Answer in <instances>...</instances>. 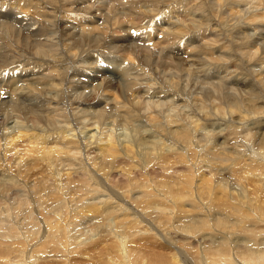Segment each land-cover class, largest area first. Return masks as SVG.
Returning a JSON list of instances; mask_svg holds the SVG:
<instances>
[{
    "label": "bare ground",
    "instance_id": "1",
    "mask_svg": "<svg viewBox=\"0 0 264 264\" xmlns=\"http://www.w3.org/2000/svg\"><path fill=\"white\" fill-rule=\"evenodd\" d=\"M98 13L101 15L96 20ZM160 14L162 17L157 19ZM196 14L199 18L195 17ZM162 18L165 19L164 23L161 21ZM63 19L67 22L64 23ZM145 24L147 26L143 27ZM245 24L255 28L256 36L263 39L258 50L264 53V0H215V3L214 0H95L94 2L92 0H0V91H2L0 92V215L6 212L9 214L10 208L13 207L14 211H20L22 206L26 205L28 208L25 206L26 209L23 211L27 214L25 218L28 216L34 223H38L39 228L42 227L40 224L43 220L44 230L41 236L46 237L43 241H39L38 245L36 244V248L33 247L27 252L29 248L27 245L35 242L33 240L38 238L36 237L38 231L28 229L32 232L30 236L29 232L23 235L24 233L20 231L25 238L17 239L18 243L9 245L12 242L9 239L12 240L13 236L10 237L3 233L0 228V264H38V262L40 264H81L74 262L75 256L83 255L81 250L88 254L84 258V262L88 260V264H172V262L181 264L179 254L160 252L156 248H150V244L144 242V239L150 242L162 240L149 233L152 232V225L156 232H160L156 226H162L166 231L162 230L160 234L167 238L170 235L182 234V240L186 242H180V245L194 246L188 242V238L200 243V246L194 247L199 248L200 251L202 248L205 252L204 259L201 251V264H236L238 260L239 264H264V237L259 246L254 247V250L253 245H250V249L249 246H240L232 242L229 243L231 250L228 246L222 248L216 242L210 243L214 246L202 244L204 238H200L198 232L204 230L208 224L218 222L222 216L215 218L212 215L209 218L202 214L204 216L200 220V217L195 216L200 213L191 214L190 225L168 224L170 229L165 228V225L173 220L175 208L180 211L178 212L179 218L185 219L189 216L187 213L190 210H184V200H188V194H192L194 199L197 197L198 203L201 202V205L209 208L212 206V198H214L212 191L214 190L218 194L216 196L218 200H220V194L231 195L228 200L227 196L222 198V200H227L228 206H222L224 210L219 211L234 216L232 218L237 217L239 225L256 226L257 235L264 232V132L258 134L261 139L259 143L254 140L249 141L248 134H245L246 139L244 140L237 130L238 127L240 128L237 124L247 119L244 114L232 116V113L228 111L218 113L216 110H207L205 107L206 98L210 94L243 99L249 93L243 90L240 91L242 96L238 97L237 94L233 96L230 90L235 91V86L245 84L243 79L231 77L224 79L222 75H214L212 72L215 69L233 70L232 72L241 69L243 71L244 64L249 63L251 58H244L237 51L233 54L237 58L229 59L227 55L206 57L203 52L200 58L187 54V57L186 55L177 57L178 54L186 53L179 50L184 45L192 50L199 47L197 44L199 39L194 33H199L198 30L202 28L210 34H215L214 37L221 38L220 41L233 44L237 43L233 39V30L244 27ZM140 26L141 30L137 34L138 30L134 29ZM172 26L174 28H171ZM158 28L162 29V34L159 32L156 36ZM216 28L221 29L219 34L214 32ZM117 32L122 33V37L120 35L119 38L115 37ZM128 34H133L134 37L143 41H153L156 55L149 51L147 45L140 47L126 42L124 38ZM129 40L131 41V38ZM210 44L206 43L202 47L206 49L211 46ZM94 50L106 52L109 50L111 53H108L107 57L110 60L104 57L107 62L98 63L92 53ZM161 51H165L163 56L159 54ZM58 52H60L59 55ZM256 53L257 51L254 52ZM118 54L122 57L121 62L117 64L118 75L110 73L108 78H105V73H102L100 75H104V80L101 83L99 80L96 81L95 74L116 65L112 62ZM125 63L129 65L126 67ZM48 69L51 73H48ZM70 69L72 71H69ZM82 73H87L85 76L89 78L91 85L81 81ZM216 77L221 80L211 79ZM139 79L150 83L144 85ZM206 79L212 80L209 81L210 86H204L207 84ZM189 80L194 88H196L195 85L201 86L200 89L206 88L205 91L203 90L204 103L197 107L203 114H200L197 108H193V111L191 109L193 113L196 112L197 115L199 113L194 120L195 124L193 123L195 127L192 126L195 130L189 129L191 124L185 123L184 118L180 119L181 114H179L184 113L182 108L185 105H180V102H185L187 99L185 89L189 85ZM256 80L260 81L257 84L261 85L262 91L264 79ZM94 81H96L95 84H93ZM199 81L201 84H198ZM80 87H89L94 95L80 90ZM71 91L73 100L85 101L86 98L95 99L98 96L106 104L98 110L70 105ZM149 91L155 94L148 95ZM99 92L102 93L99 94ZM162 98L164 99L161 100ZM49 100L51 103L57 101L62 104L59 110L64 112L65 118L59 119V115L49 116L47 112L54 110L57 105V103L48 104ZM108 108L110 112L107 114ZM167 109L168 111H165ZM147 111L149 114L144 117ZM159 111H161L160 114H158ZM205 112H209L211 118H206ZM164 114L165 121L162 118ZM258 114L264 118L263 112L259 111ZM188 115L189 113L185 115V119L189 118ZM74 116L83 119L80 120V124ZM110 118H113L117 126L118 124L129 126L135 132V138L124 141L123 145L120 143L121 152L111 154L112 158L106 161L104 160L106 156L102 154H94L98 158L90 156L91 149L94 147L90 138L98 133V128L101 130L108 128L107 120ZM144 118L146 119L143 120ZM84 120H87V123L82 126L81 122ZM8 122L15 123L13 126H8ZM200 123H210L220 129L233 130L231 143L234 151L229 152L227 145L215 146L212 137L214 132L210 134L202 130L204 134H200L201 127H198ZM173 125L179 126L180 129H167ZM90 127L93 128L88 129ZM95 128L96 131L91 134L90 138H86L85 130L88 129L90 132ZM67 131L68 134L77 136V144H75L77 152L72 155L64 149L66 137L64 132ZM253 132L255 134V131ZM105 134L109 136L107 141L114 138L112 129H107ZM29 135H33L34 138L32 142L26 144L25 137ZM147 136L158 137V139H149ZM253 136L251 135L250 138ZM82 138H85L86 141L83 139L85 143ZM117 142L119 143V140ZM70 143L67 142V144ZM20 144L27 146L26 149L32 146L33 151L28 154L30 158H13L10 154L9 151L14 150ZM191 144L196 146L199 152H196L194 146H186ZM180 146H186V148L178 150L180 154H174L176 158L170 156ZM207 150L218 154H232L234 157L228 162L232 168L228 172L235 178L246 177L248 183L238 179L241 181L239 191L232 190V186L230 191L228 186L230 183L222 182L224 178L218 176L216 172L212 174L208 172V176L202 174L206 172L204 162H208L200 158L199 153ZM260 151L263 152L262 155L260 154L262 157L258 155ZM64 155L74 160L75 163L64 164L61 158ZM75 155L81 157L83 155L85 160ZM34 160L42 163L43 171L41 177L31 179L35 173H33L34 167L30 164ZM87 163L90 164L87 165ZM92 167L96 171L92 170ZM148 174L156 180L154 186L158 190L154 194L164 196L172 204L166 212L154 214V210H150L152 212L149 211L139 218L132 212H126L124 208V212L128 214L126 220L132 222L134 228H126L128 224L126 222L120 230L118 226L108 222L104 216H100V220L94 224V230L96 231V226L102 220H106L102 229L99 227V230L97 227L99 231H94V234L92 233L85 239H80L79 235L74 238L71 231L76 225H70V223L75 222L78 217L76 214V216L73 214L72 217H68L66 210L78 211L81 205L88 204L86 197L93 195L99 187L104 196H109L103 201L114 200L110 202L123 203L126 201V196H130L126 192L134 191L125 188L126 184L132 183L138 186L141 176H148ZM28 180L37 182L29 185ZM59 181H61L57 184L59 189L54 191L56 193L54 195V185ZM192 184H198V188L202 186V192L192 193ZM96 185L99 187L95 188ZM119 191L124 194L121 192L118 194ZM52 200L57 202L52 204L50 202ZM49 202L51 206L47 208L46 205ZM90 204L94 206L96 200H90ZM36 207L37 209L42 208L38 216L34 217L32 211ZM131 207L145 212V210L148 211L149 206L135 203V206L133 204ZM82 213L83 218L85 217L82 222L88 221L85 220L86 214ZM145 218L147 221L148 219L153 221V224H149L150 227L145 226L149 223ZM220 224L223 227L216 228L214 233H223L227 236L229 230L237 225V223L224 220H220ZM89 226L92 227V224ZM65 233H68V237ZM15 234H13L14 237H16ZM95 236L97 237L94 238ZM172 241L173 239L170 241L168 238L166 242L170 248ZM87 247L88 250H86ZM181 247L178 246L180 250ZM43 254H45L43 260L39 261L38 257ZM58 254L60 257H57ZM150 256H154V260ZM158 256L160 258L168 256L172 260L164 262V260H158Z\"/></svg>",
    "mask_w": 264,
    "mask_h": 264
},
{
    "label": "rangeland",
    "instance_id": "2",
    "mask_svg": "<svg viewBox=\"0 0 264 264\" xmlns=\"http://www.w3.org/2000/svg\"><path fill=\"white\" fill-rule=\"evenodd\" d=\"M94 1L95 0H92V2H94ZM214 3H215V0H214ZM153 12H156V11H153ZM100 15H101L100 13L97 14L96 20L99 18ZM154 15H156V14H154ZM149 16L151 17V14H149ZM161 17H162V15L160 14L159 18H161ZM195 17L199 18L198 14H196ZM185 19H187V18H185ZM161 21H162V23H164L165 19L162 18ZM187 21H189V19ZM63 22L66 23L67 21L63 19ZM38 24L39 23H37V25ZM97 24H101V23L97 22ZM145 26H147V25L146 24L143 25V27H145ZM171 28H174V26H172ZM134 30H138L137 34H139V32L141 30V26L134 29ZM198 31H200V32L199 33L195 32L194 34L199 39V41H197V44L199 45V47L196 50H192V48H189V47L184 45L179 50L184 51L186 53L180 54V55L178 54L177 57H179V56L183 57L184 55L187 54L190 56L192 55V56H196L197 58H200V54L203 52L204 55H206V57L207 56L218 57V56H222V55H227V57H228L227 59H229V58H237L233 55V54H236L235 52L237 51V52H239V54L244 56V58H251V61L249 63L244 64L245 67H244L243 71H241V69H238L235 72H232L233 70L224 71V69H215L212 72V73H214V75L215 74L219 75V76L222 75V77L224 79L228 78V77L242 78L243 79V82H245V84H242V86L239 84L237 85L240 89L237 88V86H235V85H234L236 88L235 91L228 89V90L232 91L231 94H233V96L235 94H237L238 97L242 96L240 91H243V90H245L249 93H247V95L245 97H243V99H235L232 96H228V97L222 96V95L214 96V95L210 94L206 98L205 107L207 110H216L218 113H220L222 111H226V112L228 111V112L232 113V116H237L238 114H244L245 118H247V119H245L242 122L237 124V126H240V128L238 127V129H237L239 131V134L241 135V137L244 140L246 139L245 134H248L249 135V138H248L249 141L254 140V141H256V143H259L261 139L258 137V134L259 133L262 134L264 132V118H262L258 114L259 111L264 113V101H263L264 100V95H263L264 94V87L262 88V91H261V85L257 84L260 81H257L256 79H259V80L264 79V53H262L260 49L258 50L260 44L263 42V39L256 36V34H257L256 29L251 27L249 24H245L244 27H238V28L233 30V35H234L233 39L237 41V43H233V44H230V43L226 44V41H220L221 38L214 37L215 34H210L209 31H205L203 28L198 30ZM220 31H221L220 28L214 29V32L216 34H219ZM159 32H160V34H162L161 33L162 29L158 28V32H156V36L159 35ZM119 35L121 36L122 33L117 32L115 37L119 38L120 37ZM130 38H131V41L129 40ZM124 39H126V42H131V44L134 43L135 46L139 45L140 47H143V46L147 45L149 48V51H151L154 54L157 53V52H155V48H153V46H154L153 41L140 40L139 38L134 37L133 34L132 35H130V34L126 35ZM206 43H211L210 44L211 46L204 49V47H202V46ZM226 46H228V47L223 49V47H226ZM152 49L154 50V52ZM256 51H257V53L254 54V52H256ZM105 52L106 51H95L94 50L92 53L97 58V62L103 64V63L107 62V59H104V57L108 58L107 54L111 53L109 50L106 53ZM59 53L60 52H58V55H59ZM164 53H165V51H161V53H159V54H161L163 56ZM114 54H116V52ZM187 55H186V57H187ZM101 57H103V58H101ZM108 60H110V59L108 58ZM121 60H122V57L119 56V54H118L116 59H114V62L111 61L113 64L116 63V65L114 67L107 68L105 71H102V72L100 71L99 74H95L94 76L97 77L96 81L99 80V82L101 83L104 80L103 79L104 75H100L102 73H105V76H106L105 78H108L110 73L118 75L117 64L120 63ZM127 62H129V61H127ZM191 62H193V61H191ZM131 64L133 66V63H131ZM124 65H126V67H127L129 64L125 63ZM246 69H248L249 71H247ZM69 71H72V69H70ZM16 72H17V70H16ZM44 72L47 73L46 70H44ZM230 72H231V74H230ZM48 73H51V72H49V69H48ZM82 74L83 75H81V81H83L87 85H91L92 84L91 81L88 80L89 78L87 76H85L87 73H82ZM211 79L217 80L220 78L216 77L214 79L213 78H211ZM211 79H206L205 81L207 84L204 86H210L209 81L211 82L212 81ZM96 81H94L93 84H95ZM116 81L117 80H115V82ZM139 81L142 82L144 85H147L148 83H150L149 81H146L144 79H139ZM185 82H187V81H185ZM203 83H205V82H203ZM203 83H202V85H203ZM188 84L189 85H187V87L185 89L187 99L185 102L181 101L180 105L181 104L185 105V106H183L184 108H182V110L184 111L183 114L189 113V115H188L189 118L186 117L187 119H185V115H187V114H185V115H183L182 113H179V114H181L180 119L184 118L183 120L185 121V123L191 124L189 129L195 130L193 128V127H195L194 120L199 116V113L200 114L202 113V112H200V110L197 107L201 106L202 103H204V100H205L204 91L206 88L200 89L199 87H201V86H199V85L198 86L195 85L196 88H194V85L191 86L190 80L188 81ZM198 84H201V82ZM183 85H185V84H183ZM237 89H238V91H236ZM80 90H82L88 94L94 95L93 91H90L89 87H87V88L80 87ZM0 92H2V91H0ZM161 92H166V91H161ZM169 92H167V93H169ZM101 93L102 92H99V94H101ZM150 93L155 94V92L149 91L148 95H151ZM137 94H138V92H137ZM161 94H163V93H161ZM138 95H141V94H138ZM110 96H111V98H113L112 95H110ZM260 96H261V98L258 99V97H260ZM69 97H70V105L73 104V105H78V106H84V107H87L91 110H98L99 108L105 106V104H106L98 96H96L95 99L86 98L85 101L73 100L72 91H71ZM161 97H162V95H161ZM146 98L148 99V97H146ZM154 99H158V97H154ZM163 99L164 98H162L161 100H163ZM149 100H151V99L149 98ZM152 100H153V98H152ZM56 103H57L56 108L54 110L48 111L47 113L49 114V116L59 115L60 116L59 119L65 118L66 115L64 114V112L59 110V108L62 106V104L58 103L57 101H55L54 103H51L50 100L48 101V104H56ZM193 108H197L199 110L198 115L195 114L196 112H194V113L192 112ZM191 109H192V111H191ZM165 111H168V109ZM183 111H181V112H183ZM108 112H110V108H108L107 114H108ZM160 113H161V111L158 112V114H160ZM164 113H166V112H164ZM170 113H172V111H170ZM148 114H149L148 111L145 112L144 117L148 116ZM194 116H195V118H194ZM204 116L206 118H211L209 116V112H205ZM74 117L77 120H79V124H80V120H83L80 117H77V116H74ZM162 118L166 119L165 114H164V116H162ZM112 119L113 118H110L107 120L108 121L107 122L108 128H105V129L102 128V130H101V128H98L97 132L99 133V135H98V133H96L93 138H90V136L94 131H96V128L94 130H90V132H88L89 131L88 129H92L93 127H90V128L85 130V133H84L85 137L90 138V142L92 143V146H94L91 149L92 152H91L90 156L98 158V156H94V154H102V156H106V158H104V160L108 161L112 158L111 154H118L121 152V150H122L121 146L124 144L123 143L124 141L129 140V139L131 140L132 138H135V132L129 126H126V125L123 126V125H119V124L117 126V124H115ZM145 119L146 118H144L143 120H145ZM165 119H164V121H165ZM168 119H170V118H168ZM226 119H228V117H226ZM170 120H168V121H170ZM191 120H193V121H191ZM86 121L87 120L82 121L81 125L85 126V124L87 123ZM189 121H191L192 123ZM198 121H202V120H198ZM15 122H13V123L8 122L7 125L13 126ZM89 122H91V120ZM159 122L161 123V121H159ZM94 126L96 127V125H94ZM166 126H168V124H166ZM198 127H201V129H200L201 133L200 134H204L202 130L208 131V133H210V134H211V132H214L212 137L214 139V145L215 146L227 145V149L229 152L234 151L233 144L231 143L232 142V136L234 134L233 130L220 129L216 126L211 125L210 123H200V125ZM242 127H246V128H242ZM107 129L113 130L114 138H112L110 141H107L109 139V136H108V134H105ZM167 129L168 130H170V129L174 130V129H180V127L179 126L176 127V125H173V126H171V128L168 127ZM100 131H102L103 133H101ZM253 131H255V134ZM69 132H71V131H69ZM191 132H193V131H191ZM168 133H170V131ZM64 135L66 136L64 149L69 151V153H68L69 155H72L74 152H77V149L75 147L76 146L75 144H77L76 143L77 142V136H74V134H68V131L64 132ZM251 135H254L252 137L253 139L250 138ZM206 136H208V135H206ZM148 137L149 136H147V138ZM169 137L172 138L171 135ZM32 138H34L33 135L32 136L29 135V136L25 137L26 144L32 142ZM97 138H100V140H97ZM83 139L85 140V138H82V141L85 143L86 140L84 141ZM149 139H158V137H156V138L155 137L154 138L149 137ZM117 140H119V143L117 142ZM67 142H71V143L67 144ZM120 143H122V145H119ZM210 143H211V141L209 142V144ZM186 146H194V145L191 144V145H186ZM186 146H180L179 148H177L176 151L172 152V154H170V156H174V154H180V152H178V150H182V148H186ZM26 147L27 146H22V144H20V146H16L14 148V150H10L9 152H10V154H12L13 158H20V157L30 158L29 157L30 155H28V154H30L33 151V148H32V146H30L26 149ZM194 148H196V152H199L198 148L196 146H194ZM251 149H252V151L254 150L253 147ZM256 150H257V148H256ZM22 152H24V154H22ZM76 154H79V153H76ZM199 154H200V158L205 159L206 162H208V163L204 162V164H206V166H204V170H206V172H202V174H206V176H208V172H210V174H212V172H216V174H218V176H222V178H224L223 180H221L222 182L225 181L228 184L229 183L231 184V185L230 184L228 185L230 191H231V188H232V190L235 189V190L239 191V189H240L239 182H241V181L238 179H241L242 182L248 183V180H246V177L235 178L234 175H232V174H230V172H228V170H230V168H232V166H230V164H228V162L231 161L230 158L234 157L232 154H218L215 152H211V150H207V151L199 153ZM260 154L262 155L263 152L260 151V153H258V155L261 156ZM75 156H77L78 158H82V159H84V157H85L83 155H82V157L80 155H75ZM61 158L63 159L64 164H74L75 163L74 160L70 159L66 155L62 156ZM174 158H176V156H174ZM89 164L87 163V165H89ZM30 166L34 167L33 173H35L34 177H31V179L41 177V175H42L41 172L43 171L42 163L40 164L39 161L34 160V162H32V164H30ZM66 168H68V167H66ZM92 170H94L93 167H92ZM94 171H96V170H94ZM226 172H228V174H226ZM97 173H99V172H97ZM99 174H98V177H99ZM224 174H226V176H224ZM197 181H199V179ZM33 182H37V181L36 180H32V181L28 180L27 181V183L29 185L32 184ZM60 182L61 181L57 182L56 185H54L53 192L55 190L59 189L57 184L58 183L60 184ZM154 182H156V180H154V178H152V176H150V174H148V176H144V175L141 176V180L139 181L138 186H137V184H132V183L126 184L125 188H130V190H134V191L133 192H126L127 194H130V196H126V199H125L126 201L123 203H120V204L115 203V202H110V201H114V200L103 201V199L109 198V196H104V193L101 190V187L96 185L95 188H97V187H99V188H97V190L93 193V195L86 197L88 204L81 205V208L75 212H73L74 209L70 211L71 213L69 212V210L68 211L66 210V214L68 213V215H67L68 217L69 216L72 217L73 214L74 215L76 214L78 217V219L76 218L75 222L70 223V225H76V227L72 228V231L69 229L71 231V234L73 236H75L74 238H76L77 235H79L80 239H82V238L85 239L88 236H90L92 233L94 234V231H95L94 230V224H96V222H98V220H100V216H104V218H106V220H108V222H111L113 225L118 226L120 228V230H122V226H124V224H126V222H128V220H126V218H128V214H126V212H130V213L132 212L133 214H135L139 218H141V216L146 215L150 210H154V214H156V212H166V210H168V208H170V206H172V204H170V202H168V200H166V198H164V196H156V194H154V192H156V190H158V188H156V186H154ZM87 187L89 188L88 185H87ZM49 190L52 191V189H49ZM49 190H47V192H50ZM120 192L122 193V191H119L118 194H121ZM193 192H194V194L202 192V186H200V188H198V184H192V193ZM122 194H124V193H122ZM54 195H56V193ZM212 196H214V198H212V206L209 208H206L204 205H201L202 204L201 202H200L201 203L200 204L196 201L197 197L194 199V198H192V194H188V200H184V204H185L184 210H190L187 213L189 215L188 216L189 218L185 217V219L187 218L186 220L184 218L183 219L179 218L178 212H180V211H177L178 209L176 210V208H175V211L173 210V213H174L173 220L170 221V223L168 222L167 225H165V228L167 230L170 229L168 224L180 225V223H181V225H184V223H185V225H190V222H191L190 219L192 218L191 214L193 215V214L200 213L199 215H195L196 217H200V220H202L201 217H203L204 215L208 216L209 218H211L212 215H214L215 218L222 216V218H220V220H224V221H227L229 223L234 222V223H237V225H235L232 229L229 230V232H228L229 235L227 236L223 233H214V230L216 228L220 229L223 227V225L220 224V220H218V222H212V224H208V226H206V228H204V230H200V232H198V236L200 238H204V242L202 244H209L208 246H214L213 244H210V243L216 242V243L220 244V246H222V248H226L228 246L229 250L232 249L231 245L229 244L230 242H232L233 244H240V246H249L248 248H250V249H251L250 245H253V248H252L253 250L255 249L254 247H258L262 238L264 237V232L259 233L261 235L258 236L259 234L257 235L256 226L251 225V224L239 225L238 224L239 221L237 220V217L232 218L234 216H229L228 214H225L224 212L222 213L221 211H219V210H224V208H222V206H228V202H226V201L228 200V198H230L231 195L230 194H228V195L220 194V200H218V198H216V196H218V194H216V192H214V190H213ZM224 196L225 197L227 196L226 197L227 200H222V198H224ZM36 197H37V195H36ZM134 198H136V200H134ZM90 200H96V204H94V206H92V204H90ZM50 202H52V204H54L53 202H57V201L52 200ZM50 202L48 203V205H46L47 208H48V206H51ZM135 203L148 205L149 206L148 211L145 210V212H143V211H140V209L137 210L138 208H136V209H134L133 207L130 208V206H133V204L135 206ZM32 205H33V203H32ZM2 206H4V204H2ZM25 206L26 205L22 206V210H20V211L18 210L17 212L13 210L14 207L10 208L9 212L12 214L14 213L13 216L10 213H9L10 215L6 214L8 212H6L5 214L3 213L2 216L0 215V223H1L0 225H2V226H0V228H2L3 233L8 234L10 237L13 236L12 240L9 239L10 241H12V242L9 241L10 242L9 245L11 243H18L19 240H17V239H21V240L24 239L25 237H23V235L28 234V232H29L28 235L30 236V233H32L31 232L32 230L38 231L37 233L39 235L37 234L36 237H38L39 239L35 238L36 240L35 239L33 240L35 242H31V244L29 243L30 245L29 244L27 245L29 248H27L26 251L28 252L29 249H32L33 247L36 248L35 247L36 244L38 245V242L43 241L46 237L44 238L41 236V234L43 233V230H44L43 220H42V223L40 224V226H42V227L39 228V224L34 223L33 220H31V218H28V216H26V218H25L26 213L23 212V211H25V209L27 207V206L26 207ZM174 206H176V205L174 204ZM70 207L72 209L71 203H70ZM41 208L42 207H40V209H37V207H36L32 211L34 217L38 216ZM124 208H126V212H124ZM135 210H136V212H135ZM200 210H202V212H200ZM82 212H84V214H86L85 220H88V221L82 222V220L85 218V217L83 218ZM150 212H152V211H150ZM15 214H17V215H15ZM170 214H172V213H170ZM202 214H204V215H202ZM81 216H82V218H81ZM175 216H177V217H175ZM29 219L34 224L31 223ZM41 219H40V221H41ZM106 220H102V222H100L98 224V226H96V231L100 230L99 227H101V229H102V227L105 226L104 224L106 223ZM2 222H3V224H2ZM8 222H12V223H8ZM19 222H20V225H19ZM70 222H71V220H70ZM146 222H149V223H147V225H145V226H149V224H153L152 223L153 221L151 222V220H149V219H148V221L146 219ZM24 223L25 224L28 223V224L25 225ZM75 223H78V224H75ZM259 223L263 224L261 222H259ZM21 224H23V225H21ZM89 224H92V227L89 226ZM37 226H38V228H37ZM97 227L99 228V230L97 229ZM17 228H18V230H17ZM112 228H115V227L112 226ZM126 228H134V224H132V222H128V224H126ZM156 228H158V230H160V232H162V230H164V228H162V226H156ZM28 229L31 231H28ZM86 230H88V231H86ZM20 231L24 234L22 235ZM164 231H166V230H164ZM160 232H156V230H154V225H152V232H149V233L152 235L158 236V238H162V240H159V242H150V241H146L144 239V242H146V244H150V248H156V250H160V252H166V254H179L180 258H181V264H201V251H202V256L204 255V259H205V252H203L202 248L200 251L199 248L196 249L194 247V246H200V243L193 242L188 238V242H190V244H194V246H192V245L186 246V244L180 245V242H186V240H182V234H174V236L170 235L168 237L170 241L173 239V241L170 244V246H172V247L170 248L166 244V242L168 240L167 236H162V234H160ZM0 233H1V231H0ZM12 233L13 234L17 233L19 235L15 234L16 237H14V235ZM116 233H117V230H116ZM67 234L68 233H65L66 237H68ZM97 236H95L94 238H96ZM7 238H9V237H7ZM176 238H178V240H176ZM27 241H29V239H27ZM78 244L79 243H77V245ZM178 246H182L183 248L181 247V250H180V248H178ZM92 248H94V246H92ZM86 250H88V247L86 248ZM198 250H199V253H198ZM81 252L83 253V255L75 256L74 258H76V260H74V262L81 263V264H88V260H86V262H84V258H86V256H88V254H86V252H84V250H81ZM44 255L45 254H43V256L40 255V257H38L39 261L43 260L42 258L44 257ZM58 255H57V257H60V254H58ZM229 255L231 256L230 253H229ZM54 256H50V257H54ZM150 258H152V260H154V256H150ZM158 260H164V262H166V260H172V258H168V256H162V258H160V256H158ZM174 260H176V258H174ZM239 263L240 262L238 260V262H236V264H239ZM38 264H40V262H38ZM172 264H178V262H172Z\"/></svg>",
    "mask_w": 264,
    "mask_h": 264
},
{
    "label": "snow or ice",
    "instance_id": "3",
    "mask_svg": "<svg viewBox=\"0 0 264 264\" xmlns=\"http://www.w3.org/2000/svg\"><path fill=\"white\" fill-rule=\"evenodd\" d=\"M157 19H159V17H157Z\"/></svg>",
    "mask_w": 264,
    "mask_h": 264
}]
</instances>
